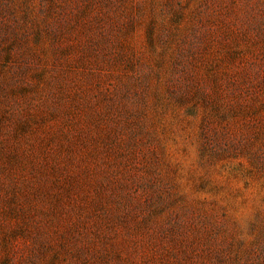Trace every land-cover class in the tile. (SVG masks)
Wrapping results in <instances>:
<instances>
[{"label":"rangeland","instance_id":"rangeland-1","mask_svg":"<svg viewBox=\"0 0 264 264\" xmlns=\"http://www.w3.org/2000/svg\"><path fill=\"white\" fill-rule=\"evenodd\" d=\"M0 264H264V0H0Z\"/></svg>","mask_w":264,"mask_h":264}]
</instances>
